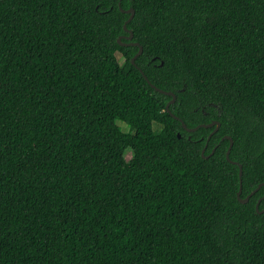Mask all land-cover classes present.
I'll return each mask as SVG.
<instances>
[{
	"label": "trees",
	"instance_id": "1",
	"mask_svg": "<svg viewBox=\"0 0 264 264\" xmlns=\"http://www.w3.org/2000/svg\"><path fill=\"white\" fill-rule=\"evenodd\" d=\"M226 137L244 200L264 0H0V264H264Z\"/></svg>",
	"mask_w": 264,
	"mask_h": 264
},
{
	"label": "water",
	"instance_id": "2",
	"mask_svg": "<svg viewBox=\"0 0 264 264\" xmlns=\"http://www.w3.org/2000/svg\"><path fill=\"white\" fill-rule=\"evenodd\" d=\"M125 13L130 14V18H129V20L127 21V23H128V22L133 18V14H134V12H133V10H129V11H126ZM124 30L127 31L126 24H125V26H124ZM132 37H133V35H132V33H130V36H128L126 39H127V40H131ZM119 43H120V40H119ZM120 44H121V43H120ZM121 45H123V44H121ZM133 45H134V46H138V44H133ZM138 47H139V46H138ZM141 53H142V48L139 47V52H138L137 56H135V58H133V60L131 61V64H132V65H134V61H135V59H136ZM141 74H142V76L144 77V79L147 81V83L151 86V88H153L156 92H158V93H160V94H164V95H167V96L172 97V100H171V101L169 102V104L166 106V108H167V110H168L169 105L173 104V103L175 102V100H176L175 95H174L173 93H170V92H164V91H162V90H160V89H157L155 86H153V85L148 81V79L144 76V74H143L142 72H141ZM180 122H181V124H182L183 129H184L186 132H188V133H193V132H195L196 130H198L199 128H202V127H204V128H211V127H214V126H215V130H214V131H216V130L219 128V124H218L217 122H212V123L209 124V125H200V126H198V127H196V128H192V129H191V128H188V127H187L182 121H180ZM226 139H228V140L230 141V145H229L228 151H227V153H226V159H227L228 162L237 165V166L239 167V170H240V172H239V178H240V180H239V182H240V191L238 192L237 197H238V200H239L241 203H247V202L249 201V198H250L255 192H257L261 187H264V184H261V185H260V186H259L254 192H252V193H251L246 199H244V200L240 199V194H241V177H242V170H241V166H240L239 164L234 163V162H231V161L229 160V153H230L231 148H232V140H231L229 137H226ZM205 149H206V146H205L203 152L205 151ZM203 152H202V153H203ZM213 152H214V150L212 151L211 155L213 154ZM259 202H260V201H259ZM259 202H258L257 205H256V211H257V212L259 211V210H258ZM263 212H264V210H263Z\"/></svg>",
	"mask_w": 264,
	"mask_h": 264
},
{
	"label": "rangeland",
	"instance_id": "3",
	"mask_svg": "<svg viewBox=\"0 0 264 264\" xmlns=\"http://www.w3.org/2000/svg\"><path fill=\"white\" fill-rule=\"evenodd\" d=\"M116 58H117L119 64H122L123 63L124 60H123V58L119 54H116ZM117 125L122 129L123 132H125V133L128 132V127L126 125L120 123L119 121H117ZM154 129H158V127L155 125L154 126ZM132 156L133 155H132L131 150H127L125 152V159H126V161H130L132 159Z\"/></svg>",
	"mask_w": 264,
	"mask_h": 264
}]
</instances>
